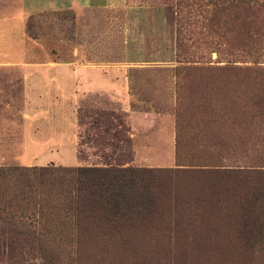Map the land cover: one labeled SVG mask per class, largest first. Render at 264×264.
<instances>
[{"label":"rangeland","instance_id":"obj_1","mask_svg":"<svg viewBox=\"0 0 264 264\" xmlns=\"http://www.w3.org/2000/svg\"><path fill=\"white\" fill-rule=\"evenodd\" d=\"M198 1L126 0L123 6L33 16L29 36H40L43 47L56 55H0V166L176 168L180 162L185 170L214 165L264 169V116L250 115L249 100H233L244 94L243 87L227 91L222 83L201 84L212 72L187 70L222 65L229 57L203 45L202 38L209 39L203 24L211 16ZM47 59L59 67L52 82L47 72L37 71L38 65L20 64ZM237 60L248 64L241 62L247 58ZM67 63L103 67L124 82L102 89L74 85L63 70ZM253 85L247 83L246 92ZM119 100L131 101L123 106ZM171 181L179 198L171 199L165 219L193 211L187 203L196 206L192 201L200 200L198 192L207 197L212 186L215 200L223 197V189L246 187L195 174ZM211 203L205 201L201 222L181 228L186 231L175 242H169L172 229L161 225L120 248L80 241L92 238L91 225L41 205L35 216L26 213L22 224L10 225L26 230V240L10 231L0 247V264L264 263V244L247 252L228 210Z\"/></svg>","mask_w":264,"mask_h":264},{"label":"trees","instance_id":"obj_2","mask_svg":"<svg viewBox=\"0 0 264 264\" xmlns=\"http://www.w3.org/2000/svg\"><path fill=\"white\" fill-rule=\"evenodd\" d=\"M197 4L211 16L203 24L209 37L202 38L203 45L229 57L222 65L193 66L187 70L211 71V77H206L201 84L207 82L216 87L215 83H222L227 91L243 87L244 94H235L233 100H249L250 115L264 116V0H199ZM209 5L212 7L208 8ZM178 47L183 50L185 47L180 39ZM241 58H247L241 62L248 64L239 65L237 59ZM218 72H223L226 78H218ZM247 83L254 84L248 92ZM182 165L179 162L176 168L0 166V247L10 231L16 230L14 233L20 238L15 239H25L26 230L10 225L22 224L26 213L35 216L41 205L59 209L91 225L95 231L92 238L79 239L86 244L120 248L136 237H147L161 225L165 227L163 230L174 231L170 230L168 237L169 242H175L178 234L186 231L181 228L196 227L201 222L200 212L206 210L205 201H211V206L222 204L228 210L232 223L238 225L247 252L257 244H264V169L261 165L193 168L197 170H185L189 168ZM192 174L243 182L246 187L241 192L223 189V197L215 200L216 188L212 186L207 197L198 192L200 200L192 201L196 206L187 203L193 211L163 218L164 211L171 212V199L179 198L173 192L176 187L171 180Z\"/></svg>","mask_w":264,"mask_h":264},{"label":"crops","instance_id":"obj_3","mask_svg":"<svg viewBox=\"0 0 264 264\" xmlns=\"http://www.w3.org/2000/svg\"><path fill=\"white\" fill-rule=\"evenodd\" d=\"M125 2L126 0H0V50H5L0 55H3L5 57L19 58L38 54L50 58L51 56L56 55L43 47V45L41 44L42 41L40 36L35 38L29 36L28 27L33 16L48 12H80L87 8H108L123 6ZM38 46L42 47L40 51L38 50ZM76 54L77 49L73 51V55ZM20 64L38 65L39 67L36 68L37 71L42 70L47 72V74L50 75L48 81L51 82L53 81L52 78L54 77V74L59 72V67L56 66L58 64L50 59H47V61H44V63H30L28 61H20ZM47 64L55 66H47ZM26 68L29 69L27 66ZM63 70H65L66 73L69 74V78L71 77L70 80L74 85H76L78 81L79 86H83L84 88L102 89L112 84H122L124 82L121 77L115 78L117 72H113L111 70L107 71L103 67L83 68L79 66V68H72V66L67 63L66 66L63 65ZM112 73H115V76H112ZM76 75L79 77L78 80H76ZM119 101H121L123 106H125L131 100ZM69 157L72 165H75L77 163L76 156L71 152Z\"/></svg>","mask_w":264,"mask_h":264}]
</instances>
